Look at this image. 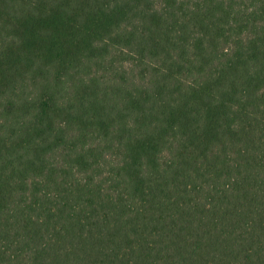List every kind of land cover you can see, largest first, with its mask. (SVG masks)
Instances as JSON below:
<instances>
[{
  "label": "trees",
  "instance_id": "obj_1",
  "mask_svg": "<svg viewBox=\"0 0 264 264\" xmlns=\"http://www.w3.org/2000/svg\"><path fill=\"white\" fill-rule=\"evenodd\" d=\"M0 264H264V0H0Z\"/></svg>",
  "mask_w": 264,
  "mask_h": 264
}]
</instances>
